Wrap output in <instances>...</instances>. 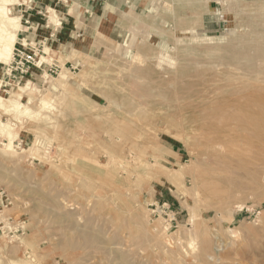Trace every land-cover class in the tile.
<instances>
[{"label":"rangeland","instance_id":"obj_1","mask_svg":"<svg viewBox=\"0 0 264 264\" xmlns=\"http://www.w3.org/2000/svg\"><path fill=\"white\" fill-rule=\"evenodd\" d=\"M18 3L23 1L7 4L12 15L20 16ZM199 3L124 0L116 8L112 4L105 9V20L100 26L89 24L82 31L83 25L77 24V29L66 30L65 39L60 37V42L54 43V49L43 46L44 54H40L39 61L42 56L46 64L53 60L54 73L50 74L44 63L32 66L24 76L30 80L31 89L19 98L32 108V114H15L0 106V123L8 125L0 128V264H65L59 262L60 254L70 263L84 264H118L114 254H121L126 264H264V253L258 251L252 240V227L264 204L255 205V195L243 191L200 194L195 184L199 167L196 143L186 116L181 113L166 119L165 111L154 106L146 116L135 110L131 115L126 113L127 116L116 104L109 106L101 95L111 88L123 90L117 78L121 71L127 74L131 71L133 64L131 67L128 63L139 39L165 51L173 41L182 40L192 48L183 55L173 50L177 63L192 55L198 57L199 65L211 61L210 74L221 71V67L239 74V70L227 64L215 66L210 51L225 46L233 38L250 37L264 30V0ZM48 15L50 22L58 23L53 10H48ZM248 27L255 30L250 32ZM194 34L198 41H191ZM204 38L212 39V43L200 41ZM9 62H0L3 98L9 97L13 85L19 81L7 83L4 68ZM63 71L67 76L64 86L59 83ZM210 80L201 84L204 86L199 85V91L215 81ZM42 97L49 102L45 108L38 102ZM152 121L154 124H150ZM9 135L15 151L11 153L3 147ZM58 213L65 216L60 215V220L54 216ZM143 228L150 232L148 239L141 234ZM81 231L95 233L100 240H107L108 245L58 247L63 235L75 242ZM204 244L213 255L207 263L198 258ZM261 244L263 249L264 243ZM166 248L176 253L170 255Z\"/></svg>","mask_w":264,"mask_h":264},{"label":"bare ground","instance_id":"obj_2","mask_svg":"<svg viewBox=\"0 0 264 264\" xmlns=\"http://www.w3.org/2000/svg\"><path fill=\"white\" fill-rule=\"evenodd\" d=\"M15 1L25 2V0H1V2H0V62L6 63V62L10 61V59L12 57L13 46H14L15 41L17 40V33L22 28L20 16L12 15L11 10L8 7V5L15 3ZM190 1H192L193 3H199L200 2V0H190ZM159 3H160V1H159ZM203 4H205V3H203ZM199 5H201V4L199 3ZM237 7H239V6H237ZM257 9L259 11V8H257ZM173 14H175V13H173ZM259 15H261V13ZM157 16H158V14H157ZM157 16H155V17H157ZM155 17H154V19H156ZM170 18H172V17H170ZM195 18L196 17H194V19ZM160 19H162V18H160ZM198 19L200 20V18H198ZM250 19H251V17H250ZM194 21H196V20H194ZM199 24H200V22H199ZM128 26H130V25H128ZM128 26H127V28H128ZM178 27H179V25H178ZM178 27H176V29H179ZM131 28H132V30L134 29L133 26ZM184 29L186 30V27ZM252 29L253 28H251V29L249 28V31ZM187 30H190V29L188 28ZM196 30H198V29H196ZM253 30H255V29H253ZM139 31H140V29H139ZM132 32H135V31H132ZM160 32H161V34L164 33L163 31H160ZM179 32H182V30ZM230 32H231V30H230ZM245 32H246V30H245ZM137 33L138 32H136V34ZM190 33H191V30H190ZM145 34H147V33L145 32ZM147 35H149V34H147ZM232 35H233V33H232ZM227 36H229V35H227ZM237 36H240V35H237ZM196 37L197 36H195V34H194L192 36L191 41H193V40L198 41L199 39H196ZM225 40H226V38H225ZM228 40H229V38H228ZM200 41L212 43V39H210V38H204V39H201ZM231 41H233V42L231 43ZM115 44H117V43H115ZM222 44H223V42H222ZM206 45L208 46V44H206ZM208 47H210V46H208ZM133 48L135 49V51L131 55V61H129L130 63H128V64H130V66H131V64H133L132 65L133 67L131 66L132 67L131 71L128 74L121 71V74L119 72L120 76L117 78V80L119 81V85L123 90H119L117 88H111V89H108V90L101 92V95H103L106 98V101L109 104V106L111 104H113V105L116 104L117 108L122 110L123 112H125V114L126 113L130 114L131 111L135 110L142 115L147 114L148 109L151 108V106H154L158 109H162L165 111L166 117L164 115H162V116L165 117L166 119L171 118V116L176 115V114H181V113L184 114L186 116L187 127L189 128L191 136L195 139V143H196V145H195L196 159L199 160V167H198V171L196 173V181L197 182L195 184H197L199 186L200 194H202L203 196H208L210 194H218V195H226L227 194L228 195V194H230V191H232V192H236V191L242 192L243 191L246 193L254 194L255 195V198H254L255 205L262 206V204H264V30L257 31L256 33H254L250 37H245L243 35V36H240L238 38H233V39L229 40V42L225 46L219 45V47H214L213 49H211L210 55L214 56L212 58V61H214L215 66H217V65L223 66V65L227 64L228 66L235 68V70L236 69L239 70L240 71L239 74L238 73L234 74V72L230 73V71H228V69L223 70V67H221L222 68L221 71L217 70V71H215L214 74H212V73L210 74V72L212 71L210 68V64H211L210 62L211 61L209 60L210 62H208L207 61L208 59H207L206 60L207 63H205V64L203 63V65H199V61L197 59L198 57L196 58V56H192V55H190L191 57L186 56L187 58L184 60V62H182L180 64H179V62L177 63V61L175 60L176 58H175L174 51L177 54L180 53L183 55V54H185V52H188L190 50V48H192L187 43H183L182 40H176L175 43L173 41L172 46H170V48L166 51L163 49H160V48H157V49L152 48L145 41H141V39H139V41L136 42V44L133 46ZM102 50H104V49H102ZM41 58H42V60H40L38 62V64L42 65V63H44V60H43L44 57L42 56ZM110 58H111V56H110ZM204 58H206V57H204ZM92 59H94V58H92ZM88 60L90 61V59H88ZM89 61H88V63H89ZM107 63H108V61H107ZM140 63L141 64L143 63V64L141 65ZM81 65H78V66L81 67ZM171 68L174 69L173 73H170L169 69H171ZM213 70H214V68H213ZM231 71H232V69H231ZM61 76H62L61 77L62 79L60 80L59 83L62 86H64V85H66V82H67L66 73L63 71V75H61ZM210 79L215 80V81H211ZM103 80H104V78H103ZM139 80H141V81H139ZM209 80L212 82V84L207 85L208 87H206V89L203 88L204 90L202 89L201 91H199L200 89H198V87L204 86L201 84L204 83L205 81L207 82ZM105 83L107 84V81ZM207 84H208V82H207ZM199 85H201V86H199ZM30 86H31V82L28 78H26V77L20 78L18 83L13 85V90L9 94L8 98H3L0 96V106L5 107V108H9L15 114H20V115L21 114H27L29 116V114H32V111H31L32 108L30 109L27 105H24L23 103H21L19 101V98L23 92H27L28 90L31 89ZM88 89H90V88L88 87ZM91 90H93V89H91ZM98 91H99V89H98ZM1 92H2V89H1V81H0V93ZM210 94H211V97H210ZM135 97L138 99H135ZM84 99H85V97H84ZM87 100H88V98H87ZM70 101H72V100H70ZM38 102L44 108L49 103L47 97H42L41 100ZM73 103H74V101H73ZM100 106H103V105H100ZM61 110L62 109H60V111ZM64 110H66V109H63L62 111H64ZM102 110H103V108H102ZM39 111H40V109H39ZM95 114H96V112H95ZM107 114H111V113H107ZM41 116H43V115H41ZM44 116H46V115H44ZM30 117H32V116H30ZM38 117L39 116H37V119H38ZM149 118H150L149 120L151 121V117H149ZM109 119H110V117H109ZM145 120H146V118H145ZM155 120H153V121H155ZM126 121H128V120H125V122ZM140 121L141 120H139L138 122H140ZM153 121L150 124H152ZM140 123H143V122L141 121ZM104 124H102V125H104ZM124 125H126V124H124ZM7 126L8 125H6L5 123H0L1 129H3ZM108 126H109V124H108ZM130 126H132V125H130ZM127 129H129V127ZM99 130H101V129L99 128ZM125 130L126 129H124V131ZM132 132H134V131H132ZM129 133L131 134V132H129ZM141 135H144V134H140V136ZM96 137H100V136H96ZM7 138L9 139V141L3 145L4 149L10 153L15 152L14 148H13L12 137L9 135V137H7ZM100 140H102V139H100ZM149 143H152V142H149ZM128 144H129V142H128ZM131 147H133V146H131ZM131 147H130V149H131ZM123 149H125V148L123 147ZM152 149H153V147H152ZM131 151H135V150L132 149ZM104 154H106V153H104ZM82 160H84V159H82ZM95 164H97V163H95ZM102 165H104V164H102ZM0 175H2V174H0ZM192 183H194V178L192 180ZM190 188L192 189V187H190ZM196 204L197 203L195 202V205ZM54 205H57V204H54ZM110 206H112V203ZM121 208H123V207L121 206ZM118 209H119V207H118ZM116 213H118V212H116ZM60 215L61 214L58 213L57 215H54V216L56 218L60 219L62 216V215L61 216ZM114 215H115V213H114ZM63 216H65V215H63ZM63 216H62V218H63ZM55 221H56V219H55ZM256 221L257 222L252 227V240L254 241V243H256V248L258 249V251L264 253V248L263 249L260 248V247H262L261 243H264V208H262V210L260 211L259 216L257 217ZM63 223H64V221H63ZM58 225H60V224H58ZM128 229H129V227H128ZM67 232H69V231H67ZM141 232H142L141 234L143 237L150 236V232L147 228H143ZM146 238H145V240L148 239V238L147 239ZM56 239H58V238H56ZM95 243L96 244L102 243L105 246L108 245L107 240H100L99 236H97L95 233L90 232V231H81L77 234V238H76L75 242H73V239L70 236L63 235L61 237V239L58 241V247L65 249V247L68 248L71 244L86 245V246L95 245L96 246ZM105 246H103V247H105ZM193 246H195V245H193ZM93 247L94 246H92V248ZM73 248H75V247H73ZM260 249H262L263 251ZM103 250H106V249H103ZM182 251L185 254L187 253L186 250H182ZM165 252L169 253L170 255H174V253H176L174 251V249H172V248H166ZM259 252H257V253H259ZM257 253H256V255H257ZM108 254H109V252H108ZM114 256H115V259L118 260V261H116V262H118V264H126V262H124V260H123V257L121 256V254H119V255L114 254ZM198 258L205 263H207L208 258H211V259L213 258V255L210 253V249L208 248L207 244L202 245V247L200 248ZM60 261H62L65 264H84L83 261H79L77 263H70L69 259L66 260L65 257L61 254L59 255V262ZM10 262H12V261H10ZM13 264H16V262ZM233 264H238V263L234 262ZM255 264H257V263H255Z\"/></svg>","mask_w":264,"mask_h":264},{"label":"crops","instance_id":"obj_3","mask_svg":"<svg viewBox=\"0 0 264 264\" xmlns=\"http://www.w3.org/2000/svg\"><path fill=\"white\" fill-rule=\"evenodd\" d=\"M123 1L25 0L16 6L24 27L18 32V38L25 37L34 41L46 39V47L54 49V43L60 42V37L61 39L66 38L67 29H77V24L83 25L82 31L85 30V27H89V24L100 26L101 22L105 20L103 17L105 9L112 4H114L112 7L116 8ZM48 10H53L56 13L55 16L59 24L50 22ZM75 34L78 36L76 32Z\"/></svg>","mask_w":264,"mask_h":264},{"label":"built area","instance_id":"obj_4","mask_svg":"<svg viewBox=\"0 0 264 264\" xmlns=\"http://www.w3.org/2000/svg\"><path fill=\"white\" fill-rule=\"evenodd\" d=\"M15 43L17 47L13 48L11 60L4 68L5 78L11 84L17 79L24 77L32 66L38 67L41 65H38L39 56L44 54L43 46L46 43V39L34 41L21 37L17 38ZM36 59L37 61H35ZM44 64L50 74L54 73L53 60L47 64L44 62Z\"/></svg>","mask_w":264,"mask_h":264}]
</instances>
